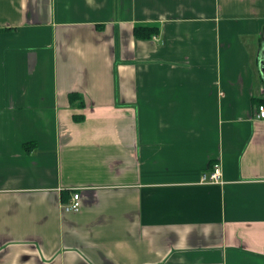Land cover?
<instances>
[{
    "label": "crops",
    "instance_id": "0c3cea01",
    "mask_svg": "<svg viewBox=\"0 0 264 264\" xmlns=\"http://www.w3.org/2000/svg\"><path fill=\"white\" fill-rule=\"evenodd\" d=\"M263 61L264 0H0V264H264Z\"/></svg>",
    "mask_w": 264,
    "mask_h": 264
},
{
    "label": "built area",
    "instance_id": "2783aa9c",
    "mask_svg": "<svg viewBox=\"0 0 264 264\" xmlns=\"http://www.w3.org/2000/svg\"><path fill=\"white\" fill-rule=\"evenodd\" d=\"M255 116L256 118L264 119V104H260L258 106ZM222 176V166L220 163H217L213 166L210 171L203 174L201 181L203 183H222ZM78 190H73V196L71 201L63 205L66 210L77 211L81 209V192Z\"/></svg>",
    "mask_w": 264,
    "mask_h": 264
},
{
    "label": "trees",
    "instance_id": "16d2710c",
    "mask_svg": "<svg viewBox=\"0 0 264 264\" xmlns=\"http://www.w3.org/2000/svg\"><path fill=\"white\" fill-rule=\"evenodd\" d=\"M134 32L138 37L151 38L153 34L158 32V28L157 27H150V26H141V27H136ZM70 99H71V101L81 100L80 105L82 107L85 106L84 101H82V96L76 92H72L70 94ZM76 117H80V115H76Z\"/></svg>",
    "mask_w": 264,
    "mask_h": 264
},
{
    "label": "water",
    "instance_id": "95a60500",
    "mask_svg": "<svg viewBox=\"0 0 264 264\" xmlns=\"http://www.w3.org/2000/svg\"><path fill=\"white\" fill-rule=\"evenodd\" d=\"M262 73L264 74V61L262 62Z\"/></svg>",
    "mask_w": 264,
    "mask_h": 264
}]
</instances>
